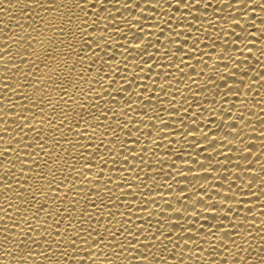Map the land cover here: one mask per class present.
Returning a JSON list of instances; mask_svg holds the SVG:
<instances>
[{
  "label": "snow or ice",
  "instance_id": "obj_1",
  "mask_svg": "<svg viewBox=\"0 0 264 264\" xmlns=\"http://www.w3.org/2000/svg\"><path fill=\"white\" fill-rule=\"evenodd\" d=\"M165 2L179 13L178 27L196 28L197 33L190 40L191 30L182 34L165 21L168 44L175 45L174 51L168 44L161 49L158 40L146 41L145 35L151 33H144L141 21L139 31L126 21L128 32L133 33L131 41L128 32L116 26L114 17L110 27L106 21L112 0H24L21 14L35 24L28 23L30 31L17 24L22 34L13 32L0 41V53H4L0 55L4 65L0 75V133L4 135L0 142L6 144L0 150V257L6 264H264V220L259 226L254 222L264 216V151L254 156L257 145L243 140L244 130L253 125L245 112L255 117L253 108L259 106L264 113V98L251 106L248 103L250 93L264 88V65L256 71L261 62L252 52L255 40L264 44V27L250 19L247 22L256 31L248 34L240 23L245 10L255 18V8L261 5L252 0H220L215 7L201 0ZM18 3L20 0H4L0 12ZM128 7L126 4L125 10ZM194 8L204 12L212 8L213 18L207 21L211 32H204L206 39L199 35L204 29L199 22L205 18L196 15L189 19ZM221 8L228 15H222ZM220 21L227 27H221ZM236 28L245 35H238ZM117 35L123 43L114 39ZM257 51L264 57V47ZM130 58L134 62L131 70ZM193 59L202 66L200 71L191 64ZM160 60L163 63H156L160 72L154 73L152 65ZM166 69H175L191 99L182 96L183 102L174 105L170 91L174 74ZM184 69L202 77L203 83ZM141 73L148 76V83L142 82ZM192 85L199 90L194 91ZM210 88L220 97L219 123L217 109L212 107L215 98L200 103V94ZM166 97H172L164 109L168 121L157 111V106L163 109ZM204 111L211 119H202ZM259 124L264 140V117ZM178 132L185 140L188 135L195 140L198 133L213 151L218 145L231 151L234 141L244 145L246 154L241 159L247 167L237 163L228 175L213 177L227 193L217 191L215 184L208 188L198 185L189 193L188 185L181 183L188 180L187 174L159 157L161 141ZM171 142L164 147L175 154ZM194 147L207 150L200 143ZM148 153L155 160H146ZM225 159L231 163L230 156ZM207 160L206 181L213 168L221 167L219 162L211 164V155ZM191 163V157L184 160L189 172ZM194 163L205 169L199 159ZM258 164L260 170L254 172ZM166 167L172 171L166 172ZM223 168L228 171V164ZM164 175L179 187L173 197L179 206L162 195L163 186L157 185L160 191L152 187L156 176ZM233 175L235 179L229 182ZM233 184H237V192L246 187L260 201L256 217H251L255 205L249 201L252 206L246 207L245 200L232 192ZM254 185L258 192H252ZM134 188L141 191L136 193ZM144 190L150 194L147 199ZM167 190L172 193L171 186ZM209 191L220 201L200 196ZM155 196L166 207H158ZM34 247L39 251H33Z\"/></svg>",
  "mask_w": 264,
  "mask_h": 264
},
{
  "label": "bare ground",
  "instance_id": "obj_2",
  "mask_svg": "<svg viewBox=\"0 0 264 264\" xmlns=\"http://www.w3.org/2000/svg\"><path fill=\"white\" fill-rule=\"evenodd\" d=\"M23 2H24V0H20V3H18L15 8L8 9L7 12H0V21L3 22V23H0V41H2L4 39V37H7L8 35L13 34V32L16 35L22 34L21 29L17 26V24H22L24 26V28L29 30V31H30V29H28V27H29L28 23L35 24V20L28 21L27 16L21 14V8L23 7ZM233 2H234V0H233ZM157 3H159V6H160L159 10L156 8ZM201 3H210L213 5V7H215L216 5L220 4V0H201ZM252 3H256V4L261 5V7L255 8V14H256L255 18L252 17V13L250 11L245 10L243 13L244 19L240 20L242 28H246L248 34H251V33L256 31V29L254 27H252V24L247 22L250 19H254V23L256 26L264 27V25H261V18H264V11L261 10V8L264 7V0H252ZM126 4L129 5L127 10H125ZM131 4H136L137 7L135 9H133L130 7ZM112 5H115V7H112ZM112 5H109L110 15H109V19L106 21V23H109L110 27L112 26L111 23L113 22V17H114L115 22L117 24L116 26L122 27L125 32H128V26H127L126 21H130L133 28L135 30L139 31L141 24H138V21H141L143 24L144 33L145 34L151 33V36L145 35V37H144L145 40L146 41L148 39H151L152 41L158 40L159 46L161 47V49H163L165 44H168L167 36L169 33H168V28L165 27V24H164L165 21H169L170 27L175 31H180L182 34H186L189 30H191L193 33V36L189 38L190 40L194 39L195 36L197 35L196 28L189 29V28H185L183 26L178 27L179 13H176L174 8H168L165 0H112ZM250 6H251V3H250ZM4 7H5L4 0H0V9H2ZM36 11H39V9H36ZM230 11L231 10H229V12ZM221 14L222 15H228V12H225L223 10V8H221ZM106 15H108V14H106ZM196 15H201L202 17L205 18L199 22V23L204 24V29L199 33V35L202 39H206V37L204 36V32H209V33L211 32L207 21L213 18L212 17V8H209L206 12H204L202 10H197L194 8L191 12L189 19L194 18ZM232 15H235V13H232ZM169 17H171L170 20H169ZM10 18H12V19H10ZM218 23L220 24L221 27H227V25L224 24L223 21H220ZM161 31H163L165 33V35H161L160 34ZM235 31L238 35H245V33L241 31V28H236ZM172 34L174 35V32ZM132 35H133V33L128 32L129 41H131ZM182 38H183V36H182ZM114 39L116 41L123 43V40L119 35L115 36ZM248 39H249V44L251 45L252 41H251L250 35L248 36ZM254 42L256 44V48H253L252 52L254 53L255 56L259 57V59H260L261 63L256 68V71H260V67L262 65H264V57L260 56L259 52L257 51V48L264 47V44H261L259 39L255 40ZM0 46H3V45L0 44ZM168 47L170 49H172L173 51L175 50V45L168 44ZM199 47L203 48L204 45L199 44ZM149 52H154V49L149 48ZM0 55H4V53H0ZM235 55L239 56V53H235ZM244 55L247 56V52H245ZM197 56H199V53H197ZM205 59H207V57H205ZM247 59L250 63H255V61L253 60L252 57H247ZM133 63L134 62H132L131 58H130V62L128 64L129 70H131L133 68ZM156 63H163V61L160 60V61H156L155 63H153L152 66L154 69V73L160 72V69L156 67ZM191 64L197 68V71H200V68L202 66L197 65L195 59L191 60ZM3 67H4V65L0 64V73H2ZM181 67H183V66H181ZM167 70L172 71L174 74V78L172 80V84L174 87L170 91L174 94V105L178 106L179 104H181L183 102L181 99L182 96L186 95V96H189V99H191V94L188 92V90L184 87L183 84L179 83L180 75L175 73V69H166V71ZM136 71L139 72V69H136ZM184 72L189 73V75L193 76V78L197 79L201 84L203 83V78L202 77H196L194 74H192L190 72V69H184ZM140 75L143 77L142 82L148 83V76L144 73H141ZM161 75H163V74L161 73ZM253 75H254V73H253ZM153 79H155V75H153ZM184 81H185V84L190 83V81L188 80L187 77L184 78ZM217 83H219V81H217ZM176 88H179L180 91L176 92ZM192 88L194 91L199 90V89H196L195 85H192ZM221 89H223V85H221ZM28 91L30 92V90H28ZM161 95H163V94H161ZM253 97H254V99H253ZM170 98H172V97H166L165 98V103H164L163 109L160 108L159 106H157V111L159 112V114L162 117H164V119L166 121L169 120V117L165 114L164 109L168 108L167 101ZM213 98H215L216 103L214 105H212V107L214 109H217L216 123H219V116L221 114L219 113L218 109L220 107L221 101H220V97L216 93V90L213 88H210V89L206 90L205 92L201 93L200 94V103L201 104H207ZM261 98H264V88H258L256 91L250 93L248 103L251 106L256 101H259ZM9 99H12L11 93H9ZM231 102L232 101H229V104L225 105V108L230 106ZM21 103H23V101H21ZM194 107H195V105H193V108ZM196 111L199 112V111H201V109H196ZM253 112L256 113L255 117L253 116L252 112H245V115L249 119L253 120V125H252V128H246L244 130L243 140H244L245 144L255 143L257 145V148L252 150L254 156H256V155L260 154V151H264V140H262L260 138V132H259V127H260L259 118L264 117V113H262L260 111L259 106H256L255 108H253ZM233 113L235 115V113H236L235 109H233ZM175 115L176 114L173 113V118L175 117ZM202 119H204V120L211 119L210 113L207 111H204ZM225 119L227 120V117H225ZM175 124H176V127L179 128V121L178 120L175 121ZM161 127H163V126L161 125ZM188 127H189L188 125H185L186 129ZM201 128L203 129V125H201ZM253 129H256V131H253ZM203 130L208 131V129H203ZM25 131H27V130H25ZM165 131H168V130L165 129ZM0 135H4V134L0 133ZM217 136L219 137V134H217ZM169 140L172 141L171 144L169 145V147L174 151L175 154H173L172 152H169L168 148L164 147L165 144H168ZM229 140H231V137H229ZM196 143H200L205 148H207L206 143L201 140L200 135L198 133L196 134L195 140L193 139V136H191V135H188L186 137V140H185L184 138H182L181 134L178 132L175 136L167 137L166 139L161 141V148H160L158 155L161 159L167 160L169 165L175 164L178 169H182L183 172L185 174H187L188 180L181 181V183L188 185V192L189 193H191L192 189L196 188L198 185H203L205 188H208L210 184H215L217 191H223L224 193H227V188L221 189V185H220L219 180L213 179V177L219 176L220 178H222L223 176L228 175L229 171H233L235 169V165L237 163H240V164L244 165L245 167H247V164L245 163V161H243L241 159V155L246 154V153L242 152L244 145L241 144L240 141H234L233 142L234 147H232L231 151H229L227 148H223V147H220L218 145L216 151H213L211 148H207L206 151L201 152L200 148L194 147V144H196ZM4 147H6V144L4 142H0V150H3ZM238 148L241 149V151H237ZM165 153H167V155H165ZM209 155H211L213 157L211 164L215 165L216 162H219L221 167L219 169L213 168L212 176H209L208 180L206 181L203 179V176L209 168V161L207 160V157ZM225 155L230 156L232 158L231 163H229L228 160L225 159ZM180 157H183V159H180ZM189 157H191V161L193 162V163H191V167H192L191 172H189L188 167H186L184 165V160L189 159ZM148 158L155 160L156 157H152V154L148 153V155L146 156V160ZM196 159H199L201 162H203L205 164L204 170H200L199 166L194 163V161ZM262 163H264V161H262ZM224 164H228V171L224 170V168H223ZM153 169H154L153 174H155V170L157 169V166L155 164H153ZM259 170H260V165L258 164L253 169V171L259 172ZM165 171L170 172V171H172V169L166 167ZM232 179H235L234 175L229 177V182H231ZM248 179H250V177H248ZM176 180L180 181V177H176ZM241 183H242L241 181H237V184H241ZM237 184L232 185V192L236 193L239 198H243L245 200L246 207L255 205L254 211H253V213H251V217H256L257 214L260 212V208H259L260 201L254 200L253 196L249 193V191L246 187L243 189V192H237ZM157 185L163 186L162 195H164L169 202L173 203L175 206H179V205H176V201L173 199V197L179 193V187L176 185V183L173 182L172 179H169V177L167 175L156 176V183L152 184V187L154 189H156L157 191H160V189L157 188ZM168 186L172 187V193L171 194L168 193V190H167ZM134 191L136 193H139L141 190L139 188H134ZM258 191H259V189L254 185L252 188V192H258ZM149 195L150 194L147 192V190H144V198L147 199L149 197ZM200 196L204 197L205 199H208L209 197H211L212 200L215 202H219L221 199L219 196H216L212 191H209V193L207 195H205L204 193H200ZM154 198L157 200V206L158 207H160V206L166 207L165 202L163 200H160L159 196H155ZM193 198L195 199L196 197H193ZM129 199H131V197H129ZM261 200H264V196L261 197ZM249 201H252V205H250L248 203ZM9 211H11V209H9ZM113 211H115V209H113ZM133 211H136V210L133 209ZM169 212H171V209H169ZM138 215L142 216L143 214L138 213ZM117 218H119V217H117ZM133 219H135V217H133ZM156 219H157V217L153 218V223H155ZM262 220H264V216H259V218H256L254 222L257 226H259L261 224ZM12 222L15 223V221H12ZM137 222H139V221H137ZM249 222L251 223L252 220L250 219ZM113 223H115V221ZM153 230H155V229H153ZM10 231H13V229H10ZM255 242L259 243L258 241H255ZM33 251H39V249L34 247ZM154 251H155V249H154ZM101 258H103V257H101ZM109 258H111L110 254H109ZM124 264H127V261H124Z\"/></svg>",
  "mask_w": 264,
  "mask_h": 264
},
{
  "label": "clouds",
  "instance_id": "obj_3",
  "mask_svg": "<svg viewBox=\"0 0 264 264\" xmlns=\"http://www.w3.org/2000/svg\"><path fill=\"white\" fill-rule=\"evenodd\" d=\"M3 73H0V75H2ZM3 237H0V240H2ZM9 259H11V257H9ZM0 264H6V262L4 261V259L2 257H0ZM29 264H31V261H29Z\"/></svg>",
  "mask_w": 264,
  "mask_h": 264
}]
</instances>
